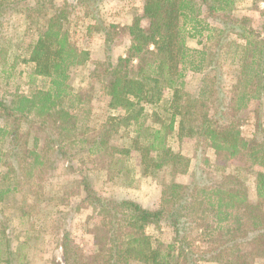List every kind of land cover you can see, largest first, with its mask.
Instances as JSON below:
<instances>
[{
    "label": "trees",
    "instance_id": "obj_1",
    "mask_svg": "<svg viewBox=\"0 0 264 264\" xmlns=\"http://www.w3.org/2000/svg\"><path fill=\"white\" fill-rule=\"evenodd\" d=\"M42 1L37 0L27 15L31 18L38 11L44 17L25 61L49 83L30 94L0 98V142H7V148L0 147V202L23 188H27L23 206L29 204V196L39 197L42 181L61 158L74 171L81 168L74 165L78 158L82 166L90 162L106 171L111 180L126 176L122 182L131 185L132 153L139 151L144 175L169 171L175 178L191 172V182L162 180V202L149 208L133 199L99 195L81 168L82 207H92L103 221L93 230L98 247L91 253L63 231L64 264H253L264 255V170L254 171L256 200L250 199L243 175L255 167L264 169V126L258 122L256 133L261 135L250 140L240 117L252 101L264 98V22L256 28L249 16L233 13V0H142L143 13L124 27L130 42L125 56L93 63L90 77L101 84L115 111L94 127L89 123L94 84L79 88L72 84V69L86 63L89 52L70 39L64 7L50 0L54 8L50 14ZM16 2L0 0V28ZM211 19L220 27L211 25ZM101 29L108 46L113 37L107 27ZM205 31L212 46L190 48L187 38ZM232 33L243 42L233 41ZM230 54L235 68L227 90L223 60ZM189 69L204 73L198 94L182 87ZM165 88L172 89L170 101L163 107L164 116L151 112V125L144 104H157ZM130 105H138L135 115ZM133 119L136 125L131 130ZM122 123L127 128L124 134ZM176 134L196 140V148L203 152L202 166L211 164L206 154L211 149L215 168L226 170L236 164L240 172L211 179L191 170V158L170 145ZM163 221L173 228L171 242L141 232ZM14 258L6 228H1L0 264H14Z\"/></svg>",
    "mask_w": 264,
    "mask_h": 264
},
{
    "label": "rangeland",
    "instance_id": "obj_2",
    "mask_svg": "<svg viewBox=\"0 0 264 264\" xmlns=\"http://www.w3.org/2000/svg\"><path fill=\"white\" fill-rule=\"evenodd\" d=\"M36 1L18 0L13 4V9L9 10L3 18V25L0 28V98H9L15 92L30 94L36 89L48 86V79L35 74L33 63L25 61L38 39L39 25L42 24L44 17L38 11L32 12L31 18L27 16L31 7H35ZM53 1L57 6L64 7L66 11L65 28L69 32L70 39L89 52L87 62L72 69V84L77 88L94 84L93 111L89 123L99 127L115 111L110 109L109 98L103 92L101 84L93 83L90 71L96 60L103 61L111 58L117 61L120 56H125L130 42L124 27L130 24L137 14L143 13V1L98 0L89 4L82 3V0ZM42 2V8L46 7L48 13L52 14L54 12L52 1ZM232 6V11L236 15L249 16L254 27L260 28L264 22L262 15L264 0H233ZM210 21L211 25L220 27L218 22L212 19ZM143 24L147 25L148 20L143 19ZM102 27H107L113 37L112 43L108 46ZM207 35L208 31H205L200 37L187 38L188 46L198 50L212 46L213 39H207ZM230 38L233 41L243 42L234 33L230 35ZM223 67L224 82L229 90L235 68L231 54L223 60ZM203 77L204 73L189 69L185 73L182 87L188 92L198 94ZM171 95L172 89L165 88L163 98L157 104H144L148 114L147 123L153 125L151 117L153 111H158L164 116L163 107L169 103ZM130 108V112L132 111L134 115L139 110L138 105H130ZM240 117L243 120L242 129L245 137L250 140L259 138L261 134H257L256 131L258 122L264 126V98L252 101L247 109L242 110ZM132 122L128 129L132 130L135 127L136 120L133 119ZM126 131L127 128L122 123L120 133L124 134ZM6 143V140L0 142V147L7 148ZM170 145L175 151L191 158V170L195 169L198 174L202 173L211 179H222L227 173L240 172L236 164L226 170L215 168V154L211 149L206 152L211 164L202 166V150L196 148L194 138L185 134L182 136L176 134ZM132 154L135 159V164L133 163L135 170L130 176L133 179L131 185H125L122 182L127 178L126 176H122V180L119 181L109 179L106 171L97 170L90 162L82 166L76 160L78 158H75L74 165L84 169V173L88 175L99 195L116 199H133L149 208H156L162 202V180L174 179L185 184L192 180L191 172L179 173L175 178L169 171L156 177L144 175L140 152L133 151ZM67 165L66 159H59L56 168L41 183L42 194L39 197L29 196V204L26 206H23L22 198L27 193V188H23L21 192L11 193L5 202H0V229L6 228L11 249L15 252L14 264H51L53 260L64 264L61 246L64 230L70 232L72 239L86 253L97 249V237L93 230L103 221L102 215L90 206L82 207L81 198L84 196V191L79 184L81 168L74 171ZM256 169L264 170L255 167L252 171L243 172L252 200H256L254 184ZM141 232L159 238L165 243L171 242L173 237V228L166 221L161 222L159 226L149 225ZM198 264L218 263L200 261ZM255 264H264V258Z\"/></svg>",
    "mask_w": 264,
    "mask_h": 264
},
{
    "label": "crops",
    "instance_id": "obj_3",
    "mask_svg": "<svg viewBox=\"0 0 264 264\" xmlns=\"http://www.w3.org/2000/svg\"><path fill=\"white\" fill-rule=\"evenodd\" d=\"M124 55V54H123ZM261 258H264V255H262V257ZM260 257L255 261V263L258 261V260H260L261 259ZM254 263V264H255Z\"/></svg>",
    "mask_w": 264,
    "mask_h": 264
}]
</instances>
